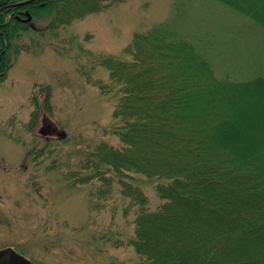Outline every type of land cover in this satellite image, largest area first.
<instances>
[{
    "label": "trees",
    "instance_id": "16d2710c",
    "mask_svg": "<svg viewBox=\"0 0 264 264\" xmlns=\"http://www.w3.org/2000/svg\"><path fill=\"white\" fill-rule=\"evenodd\" d=\"M22 1L0 0V8ZM121 1L34 0L0 11V81L16 41L41 30L35 20L50 29ZM209 1L264 32V0ZM93 62L107 71L96 86L115 98L109 131L119 145L101 140L81 150L67 178L126 201L133 232L123 244L137 264H264V76L216 77L202 49L161 25ZM141 179L153 181L155 205Z\"/></svg>",
    "mask_w": 264,
    "mask_h": 264
},
{
    "label": "rangeland",
    "instance_id": "374dc122",
    "mask_svg": "<svg viewBox=\"0 0 264 264\" xmlns=\"http://www.w3.org/2000/svg\"><path fill=\"white\" fill-rule=\"evenodd\" d=\"M35 21L41 30L16 41L0 81V251L11 248L32 264H137L123 244L133 232L126 201L117 193L99 198L90 184L67 178L81 150L101 140L119 145L109 131L115 98L96 86L108 75L93 56L119 55L135 32L161 25L202 49L216 77L245 81L264 76V32L209 0H122L50 29L46 19ZM34 96L39 112L29 131ZM43 115L65 138L39 133ZM141 181L158 203L153 181Z\"/></svg>",
    "mask_w": 264,
    "mask_h": 264
},
{
    "label": "water",
    "instance_id": "95a60500",
    "mask_svg": "<svg viewBox=\"0 0 264 264\" xmlns=\"http://www.w3.org/2000/svg\"><path fill=\"white\" fill-rule=\"evenodd\" d=\"M34 0H25L22 2H16L13 4L6 5L4 7L0 8V11L10 8V7H15V6H21L25 5L27 3H30ZM30 17L28 16L27 20ZM42 125L46 127V129H41L40 133L42 135H52L56 136L58 139H63L66 136V132L60 128L57 127V125L46 115L42 116ZM43 128V127H42ZM0 264H32L28 259L23 257L22 255L18 254L15 252L13 249L8 248L5 250L0 251Z\"/></svg>",
    "mask_w": 264,
    "mask_h": 264
},
{
    "label": "flooded vegetation",
    "instance_id": "af4514ba",
    "mask_svg": "<svg viewBox=\"0 0 264 264\" xmlns=\"http://www.w3.org/2000/svg\"><path fill=\"white\" fill-rule=\"evenodd\" d=\"M42 127H43V128H41V129H46L45 125H44V126L42 125Z\"/></svg>",
    "mask_w": 264,
    "mask_h": 264
}]
</instances>
